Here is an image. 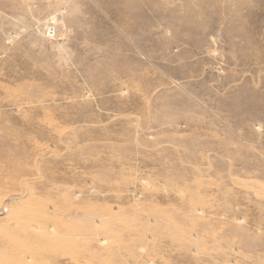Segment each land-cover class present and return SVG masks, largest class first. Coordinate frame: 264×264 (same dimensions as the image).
<instances>
[{
  "label": "rangeland",
  "instance_id": "1",
  "mask_svg": "<svg viewBox=\"0 0 264 264\" xmlns=\"http://www.w3.org/2000/svg\"><path fill=\"white\" fill-rule=\"evenodd\" d=\"M0 264H264V0H0Z\"/></svg>",
  "mask_w": 264,
  "mask_h": 264
},
{
  "label": "built area",
  "instance_id": "2",
  "mask_svg": "<svg viewBox=\"0 0 264 264\" xmlns=\"http://www.w3.org/2000/svg\"><path fill=\"white\" fill-rule=\"evenodd\" d=\"M50 32V31H49Z\"/></svg>",
  "mask_w": 264,
  "mask_h": 264
}]
</instances>
